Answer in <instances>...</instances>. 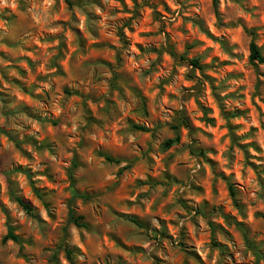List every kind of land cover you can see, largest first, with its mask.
Returning a JSON list of instances; mask_svg holds the SVG:
<instances>
[{
	"label": "clouds",
	"instance_id": "1",
	"mask_svg": "<svg viewBox=\"0 0 264 264\" xmlns=\"http://www.w3.org/2000/svg\"><path fill=\"white\" fill-rule=\"evenodd\" d=\"M0 264H264V0H0Z\"/></svg>",
	"mask_w": 264,
	"mask_h": 264
}]
</instances>
